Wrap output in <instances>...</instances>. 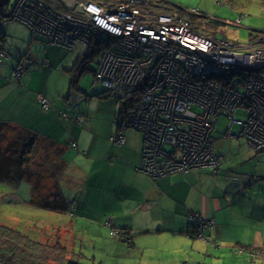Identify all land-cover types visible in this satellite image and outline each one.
Here are the masks:
<instances>
[{
	"label": "crops",
	"instance_id": "crops-1",
	"mask_svg": "<svg viewBox=\"0 0 264 264\" xmlns=\"http://www.w3.org/2000/svg\"><path fill=\"white\" fill-rule=\"evenodd\" d=\"M165 1L223 21L258 18L261 22L247 21L250 32L264 37V0ZM8 38L5 28H1L0 51L7 57H0V122L31 132L43 143L51 140L62 149L58 155L63 168L61 195L73 200V205L66 214L70 221L52 220L51 228L61 230L64 241L72 242L74 247L78 237L74 232L100 231L102 264H187L227 255L233 258L238 248L244 254L255 240L256 247L264 245L263 234L256 229L264 220V207L247 206L246 190L258 183L254 176L241 179L224 158L219 174L202 168L153 181L140 172L141 133L123 130V146L110 141L117 131L113 100L93 97L99 90H88L81 81L83 92L77 93L82 98L74 105L68 102L70 98L64 105L61 98L47 96L37 61L27 57L29 63L24 64V56L14 43L9 46ZM18 65L24 66L25 72L15 80L13 71ZM42 97L49 101V110L42 108ZM81 115L82 124L77 122ZM216 151L224 157L221 149L216 147ZM232 174L238 175V181L232 180ZM193 215L213 224L201 231L194 225ZM115 229L121 232L120 238L111 236Z\"/></svg>",
	"mask_w": 264,
	"mask_h": 264
},
{
	"label": "built area",
	"instance_id": "built-area-1",
	"mask_svg": "<svg viewBox=\"0 0 264 264\" xmlns=\"http://www.w3.org/2000/svg\"><path fill=\"white\" fill-rule=\"evenodd\" d=\"M149 3L17 0L4 13L54 46L72 50L101 43L96 80L115 99L138 100L119 124L143 135L140 172L153 181L202 168L219 174L224 157L216 151L213 132L221 114L230 120L226 137H234L231 130L239 126V138L254 151L264 150V37L246 45L232 43L199 31L192 19L176 12L151 9ZM0 57L7 56L0 51ZM24 72L18 65L13 79L20 80ZM41 106L50 109L44 97ZM77 122L82 124L84 116ZM110 141L123 146L126 136L115 134ZM231 176L238 181L237 174ZM192 219L201 231L213 224L199 215Z\"/></svg>",
	"mask_w": 264,
	"mask_h": 264
},
{
	"label": "rangeland",
	"instance_id": "rangeland-1",
	"mask_svg": "<svg viewBox=\"0 0 264 264\" xmlns=\"http://www.w3.org/2000/svg\"><path fill=\"white\" fill-rule=\"evenodd\" d=\"M16 1L17 0H11V5L8 11L11 10ZM95 2L99 3L101 0ZM148 6L151 9L160 12H167L153 7L152 3H149ZM169 12H176L179 14L177 11ZM183 17L189 18L188 16ZM223 19H226L224 20L226 24L217 30V36L220 39L226 38L232 43H238L241 45H246L250 41V28L248 22H250V20L252 22H261L258 18H243V24L241 23L240 26L235 27L237 20L234 21V18ZM227 19L234 22H230ZM194 27L199 31L216 35L215 31L208 29L202 24L196 23L195 21ZM1 28H5L7 36H10V39L8 38L10 41L9 46L11 47L12 43H14L18 53H20L21 56H24V64L29 63V59L37 61L38 68L44 74L43 86L46 90L47 96L50 97L51 95L54 99L58 100L61 98L60 100L64 105L68 102L70 105H74L73 103L81 101L79 99L82 98L80 93L70 91V77L68 76L69 73L67 70L74 66L77 58L88 48L78 44L73 50H68L48 45L40 38H32L30 30L25 27V25L16 21L6 23L3 26H0V29ZM29 34L31 38H28ZM97 62L98 59L91 61L90 64L87 65V72L82 77L81 83L86 84L88 90L94 87L97 90L104 92L106 90L105 87L100 81L96 80L94 75V72H97L98 70ZM67 98H70V101L67 102ZM237 118L238 120H243V114L238 113ZM229 124L230 120L227 116L221 114L218 117L213 132L215 146L218 149H221L224 154V163L230 167L233 166V168L236 169V173L241 175V179L247 180L253 176L263 178L264 150L258 152L254 151L248 146L244 138H239V126H235L231 130V134L234 135V137L226 138L225 135L228 131ZM4 137L7 136L4 135ZM0 152L2 153V150H0ZM38 152L35 161L33 160L31 163V168L44 174L43 178L36 175L32 178L33 181L31 180V177L29 178V175H26L24 179L3 178L0 180V224L20 229L31 237H35L34 239L41 238L40 231H43L44 228L50 233L54 232L51 228V224H53L52 220L70 221L66 212H59L56 214L53 210L48 211L44 208L42 209L41 207L32 205L31 203L33 198L40 199L41 197H45V194L53 189L50 188V186L56 185L59 178L63 176L61 170L55 169L58 165L57 163L60 162V159L58 157L59 154H57L53 148H51V150L43 148ZM38 181L41 183V187H37L36 190L34 186H38ZM63 186L64 184H61L62 188ZM246 191L249 198V201H247L248 207H264V181L260 180L258 183L250 185ZM62 196L66 200V203L71 206L73 200L66 198L64 193H62ZM256 229H258L264 237V220L261 221V225L257 226ZM114 231L118 232V235L115 238H120L121 232L116 229ZM74 234L78 235V237H76L75 246L73 247V243L67 241L70 246L76 250L77 254L83 256L84 259L81 261L82 264H101V255H103V251L101 250V232L93 230L84 232L78 231L74 232ZM250 235L252 236V240H254L256 236L255 232H252ZM42 237L43 239L46 238L44 235ZM256 245L257 241L255 240L252 242L251 247H249L248 250H244V254L240 253L241 248H238L236 250L237 255L233 258L227 255L226 258H208L206 261L187 264H264V245H260L259 247H256ZM234 249L235 248H233V251H235Z\"/></svg>",
	"mask_w": 264,
	"mask_h": 264
},
{
	"label": "trees",
	"instance_id": "trees-1",
	"mask_svg": "<svg viewBox=\"0 0 264 264\" xmlns=\"http://www.w3.org/2000/svg\"><path fill=\"white\" fill-rule=\"evenodd\" d=\"M92 1L95 2L99 0ZM150 3L153 4V7L159 10L167 12L177 11L183 16H188L196 23L202 24L208 29L215 31V33L221 26L226 24L223 20L218 18L194 15L184 8L169 5L165 0H150ZM8 22H10V19L6 20L2 13H0V25H4ZM33 37L45 41L44 38L37 36ZM258 37L263 36L258 33L250 32V41ZM46 43L51 45L48 42ZM101 52V43L93 45L91 48L86 49V51L77 58L71 69L67 70L70 74L71 92H83V89L80 87V81L87 72V65L90 64L91 61L99 59ZM93 97L108 100L114 99L113 101L117 108V131L115 134H123V130L125 129L120 127L119 123L126 120L129 111L134 107L133 104L137 103L138 100L136 98H132L128 101L118 100L109 96L106 90L104 92L99 91ZM12 128L13 127L8 123L0 122V150H2V153L0 152V180L3 178L24 179L26 175H29L31 180H33L32 178L36 175L43 178L44 174L31 168V163L33 160L35 161V158L39 153L38 151L43 148H48L50 150L53 148L57 154H60L62 149L51 140L41 143L42 139L34 136L31 132L23 130L18 131ZM126 129L129 130L130 128ZM4 135L7 137H4ZM57 164L58 165L55 169L62 170L61 163ZM40 185L41 183L38 181V186L35 185L34 188L37 190V187H41ZM50 188L53 189L50 190ZM50 188V192L46 193L45 197H41L40 199L33 198L31 202L32 205L41 207L42 209L44 208L48 211L53 210L55 213L70 212L71 206L66 203V200L61 195V179L59 178L57 184L50 186ZM40 232L41 238L34 239L35 237H31L20 229L0 224V264H82L81 261L84 259L83 256L77 254L76 250L70 246L69 242L62 239L61 230H55L50 233L44 228L43 231ZM189 232L191 235H196V233L193 234L192 231ZM43 235L46 238L43 239Z\"/></svg>",
	"mask_w": 264,
	"mask_h": 264
},
{
	"label": "water",
	"instance_id": "water-1",
	"mask_svg": "<svg viewBox=\"0 0 264 264\" xmlns=\"http://www.w3.org/2000/svg\"><path fill=\"white\" fill-rule=\"evenodd\" d=\"M11 5V0H0V13H2V15L4 17H7L8 15L4 13V11H6Z\"/></svg>",
	"mask_w": 264,
	"mask_h": 264
}]
</instances>
